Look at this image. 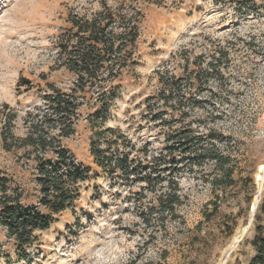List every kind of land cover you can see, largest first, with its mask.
Instances as JSON below:
<instances>
[{
	"label": "rangeland",
	"instance_id": "374dc122",
	"mask_svg": "<svg viewBox=\"0 0 264 264\" xmlns=\"http://www.w3.org/2000/svg\"><path fill=\"white\" fill-rule=\"evenodd\" d=\"M102 1L116 6L122 0H0V110L7 105L4 117H16L11 124L15 137L26 136L27 113L42 106L47 84L62 89L70 84L65 72L52 70L55 43L69 28L70 16H90L100 11ZM219 49L234 54L221 84L210 82L199 88L190 83L183 89L192 91L188 96L192 104L201 102L205 108L195 106L184 118L179 113L172 118L169 108L165 122H152L153 115L163 111L160 107L149 113L146 103L157 96L159 77L186 79L196 69L195 63L206 67ZM137 59L138 65L124 76L121 96L105 128H119L138 148L150 143L155 151L182 127L191 125L203 134L216 129L228 138V146L221 148L231 157L234 184L218 186L214 181L219 172L212 163L194 168L178 180L182 204L177 218L168 220L165 227L156 223L148 228L134 197L140 190L110 180L95 164L91 154L95 130L83 111L75 135L63 140L90 173L80 186L75 213L66 211L48 231L38 233L26 261L20 260L15 242L0 226V264H249L255 256L257 227L264 228L260 216L264 203V0L145 4ZM23 79L31 85L21 86ZM219 88L230 101L223 120L208 114L215 103L210 90ZM1 135L0 124V171L19 190L22 204L35 206L40 199L36 166L23 156L24 150L5 151ZM152 200L149 195L143 207ZM246 228L244 239L234 244L236 235Z\"/></svg>",
	"mask_w": 264,
	"mask_h": 264
},
{
	"label": "trees",
	"instance_id": "16d2710c",
	"mask_svg": "<svg viewBox=\"0 0 264 264\" xmlns=\"http://www.w3.org/2000/svg\"><path fill=\"white\" fill-rule=\"evenodd\" d=\"M145 4L158 5L159 0H122L116 6L102 1L100 11L90 16H70L69 28L55 43L52 68L65 72L70 84L65 89L55 84L46 85L47 91L41 97L42 106L27 113L24 138L13 135L11 124L16 117H4L9 107H1L3 148L7 152L24 150L23 156L34 162L40 193L37 205L22 204L19 190L12 187L11 179L0 171V226L15 242L21 261L30 257L28 251L36 245L38 233L48 231L66 211L75 213L80 186L90 179L89 170L63 145V140L75 135L83 111L95 130L91 142L95 164L110 180L140 190L134 197L142 206L139 216L148 228L152 229L156 223L165 227L168 220L177 218V208L182 204L178 180L194 168L212 163L219 172L214 181L218 186L234 184L231 157L221 148L228 146V138L216 129H207L203 134L191 125L182 127L172 131L165 146L155 151L150 149V143L138 148L119 128H105L112 108L121 96L125 74L138 65L137 45ZM231 57H234L231 51L219 49L206 67L195 63L196 69L186 79L160 76L157 96L146 101L149 113L160 107L163 109L153 115L152 122H165L169 108L173 112L172 118L178 113L181 118L188 116L195 106L205 108L201 102L192 104L188 97L192 91L183 89L190 83V87L199 88L210 82L220 85L230 67ZM184 80L187 81L185 85ZM22 84L31 85L25 79ZM223 92L220 88L218 92L210 90L215 103L208 114L216 120L227 117L228 110L224 107L230 101ZM152 100L155 103L151 105ZM149 195H153V202L144 208L142 202ZM260 216L264 219V203L260 206ZM258 220L259 217L257 223ZM257 230L259 235L253 241L255 256L249 264H264V228L259 225Z\"/></svg>",
	"mask_w": 264,
	"mask_h": 264
},
{
	"label": "bare ground",
	"instance_id": "6f19581e",
	"mask_svg": "<svg viewBox=\"0 0 264 264\" xmlns=\"http://www.w3.org/2000/svg\"><path fill=\"white\" fill-rule=\"evenodd\" d=\"M264 172V168L262 169L261 173ZM261 180V179H260ZM248 232V229H244L242 232H240L236 237L234 238V244H237L241 241V239L245 237L246 233ZM232 248V247H231ZM231 252V251H230ZM228 254V253H227ZM226 257V256H225ZM226 261V260H225ZM224 262V261H223ZM225 263V262H224Z\"/></svg>",
	"mask_w": 264,
	"mask_h": 264
}]
</instances>
